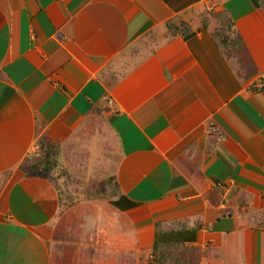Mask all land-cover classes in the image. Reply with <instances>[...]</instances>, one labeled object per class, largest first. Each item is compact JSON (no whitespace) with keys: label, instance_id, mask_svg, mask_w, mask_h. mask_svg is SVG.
Instances as JSON below:
<instances>
[{"label":"crops","instance_id":"crops-1","mask_svg":"<svg viewBox=\"0 0 264 264\" xmlns=\"http://www.w3.org/2000/svg\"><path fill=\"white\" fill-rule=\"evenodd\" d=\"M262 73L264 0H0V264H264Z\"/></svg>","mask_w":264,"mask_h":264},{"label":"trees","instance_id":"trees-1","mask_svg":"<svg viewBox=\"0 0 264 264\" xmlns=\"http://www.w3.org/2000/svg\"><path fill=\"white\" fill-rule=\"evenodd\" d=\"M230 26V25H229ZM182 25L169 24L168 32L173 29H180ZM224 29L216 30L215 36L217 37L218 44L224 47H233L239 45L240 38L235 32L226 34ZM235 39V40H234ZM234 40V41H233ZM42 156L39 166H32L29 169L32 171H39L37 173L45 176L55 183L61 207H68L74 205L80 199H90L108 195L109 189L103 185L101 189L91 188L89 185L82 184L71 178L64 170L57 171L56 163L58 162V152L54 148L44 145L42 147ZM62 171V172H61ZM55 172V173H54Z\"/></svg>","mask_w":264,"mask_h":264},{"label":"built area","instance_id":"built-area-1","mask_svg":"<svg viewBox=\"0 0 264 264\" xmlns=\"http://www.w3.org/2000/svg\"><path fill=\"white\" fill-rule=\"evenodd\" d=\"M249 88L255 91H264V73L256 76L249 82ZM213 132H216L215 129H212Z\"/></svg>","mask_w":264,"mask_h":264},{"label":"rangeland","instance_id":"rangeland-1","mask_svg":"<svg viewBox=\"0 0 264 264\" xmlns=\"http://www.w3.org/2000/svg\"><path fill=\"white\" fill-rule=\"evenodd\" d=\"M56 167H57V171H59V169H61L62 167H61V164L59 163V161L56 163ZM63 171V170H62ZM61 171V172H62ZM66 172V171H65ZM55 173V172H54ZM67 173V172H66ZM69 175V174H68ZM70 176V175H69ZM71 178H73L72 176H70ZM74 180H76L75 178H73ZM76 181H78V182H80V183H82V184H85V185H89V186H91V188L90 189H92V188H96V189H101L102 188V185H99V184H93V185H90V184H88L87 182H83V181H79V180H76Z\"/></svg>","mask_w":264,"mask_h":264}]
</instances>
